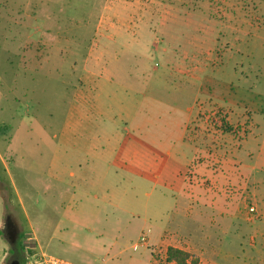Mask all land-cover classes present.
Instances as JSON below:
<instances>
[{"label": "rangeland", "instance_id": "1", "mask_svg": "<svg viewBox=\"0 0 264 264\" xmlns=\"http://www.w3.org/2000/svg\"><path fill=\"white\" fill-rule=\"evenodd\" d=\"M169 4L225 27L190 65L207 82L166 72L147 40L145 59L127 46L158 38ZM239 35L235 0H0V264L19 242L25 264L30 248L177 264L169 246L187 264L262 263L264 49Z\"/></svg>", "mask_w": 264, "mask_h": 264}, {"label": "crops", "instance_id": "2", "mask_svg": "<svg viewBox=\"0 0 264 264\" xmlns=\"http://www.w3.org/2000/svg\"><path fill=\"white\" fill-rule=\"evenodd\" d=\"M248 4L250 5L248 6ZM171 5L173 4L165 6L164 11L168 8L166 14H162L160 23L157 25V31L160 35L158 38L149 32L129 45L125 43L131 49L130 52L134 55L133 57L145 59L147 54L143 53L141 47L147 40L151 44L152 54L155 53L166 61V72H173L171 75H177L179 80L188 85L207 82V70L197 67L202 66L199 62L206 58L208 52L213 50L215 43L222 37L225 27L215 24L213 29L212 26L209 27V21L206 18H200V16L196 18L187 17L184 11L178 9L180 7ZM243 7L247 14L243 12L241 15L237 10H241ZM255 7L256 10H254ZM142 23L145 24L146 22ZM152 27L154 26L152 25ZM235 31L239 32V36L242 37L241 39L235 38V42L242 43L247 38L245 42L250 43L253 49H255L256 44H260L264 49V0H243V2L235 0ZM193 61L199 64L192 69L190 65ZM185 63L189 65H185ZM142 71L144 70L141 69ZM189 111L192 117V109L190 108ZM262 163L261 165H264V162ZM248 167L251 168L250 165ZM259 237L264 240V233L260 234ZM259 246H254L253 250L264 251V245L258 248ZM185 251L188 252V250ZM5 258L6 254L3 256V262ZM253 264H264V261L260 263V259H255Z\"/></svg>", "mask_w": 264, "mask_h": 264}, {"label": "built area", "instance_id": "3", "mask_svg": "<svg viewBox=\"0 0 264 264\" xmlns=\"http://www.w3.org/2000/svg\"><path fill=\"white\" fill-rule=\"evenodd\" d=\"M253 210V209H252ZM141 242H146V235L141 237ZM139 243H135L133 248L137 249L139 247ZM36 249V248H35ZM32 249V252H29L26 256V264H78L66 260L64 258H60L51 254H47L43 251Z\"/></svg>", "mask_w": 264, "mask_h": 264}, {"label": "trees", "instance_id": "4", "mask_svg": "<svg viewBox=\"0 0 264 264\" xmlns=\"http://www.w3.org/2000/svg\"><path fill=\"white\" fill-rule=\"evenodd\" d=\"M19 247L20 250L16 251L17 260L20 262V264H25V258L23 255V250H25V245L21 242L19 244ZM29 251L32 252V249L30 248ZM166 254H167V260L169 262H175L177 264H187L191 257L187 251L173 246H169L167 248Z\"/></svg>", "mask_w": 264, "mask_h": 264}, {"label": "flooded vegetation", "instance_id": "5", "mask_svg": "<svg viewBox=\"0 0 264 264\" xmlns=\"http://www.w3.org/2000/svg\"><path fill=\"white\" fill-rule=\"evenodd\" d=\"M3 233L7 237L8 241L11 243V245L15 246L18 243V235H19L18 227L10 218H7L5 220ZM20 243L21 242H19L18 245ZM12 253L14 255L8 264H20V262L17 260V257H16L15 248H13Z\"/></svg>", "mask_w": 264, "mask_h": 264}]
</instances>
